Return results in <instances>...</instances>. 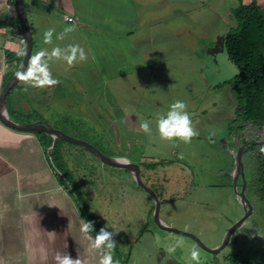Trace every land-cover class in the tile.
I'll return each mask as SVG.
<instances>
[{"label": "rangeland", "instance_id": "1", "mask_svg": "<svg viewBox=\"0 0 264 264\" xmlns=\"http://www.w3.org/2000/svg\"><path fill=\"white\" fill-rule=\"evenodd\" d=\"M176 9L172 7V13ZM189 13H174L169 21L153 25L151 34L155 33L156 40L151 44L150 54L154 55L149 56L145 66H139L144 67L142 74L108 82L99 75L98 68L89 63V58L72 67L65 61L53 60L50 68L60 83L30 92L27 85L19 82L11 95H18L17 100L31 106L24 104L25 110L12 120L23 124H48L96 147L105 156H124L138 164L142 181L158 196L160 219L177 230L197 236L203 244L213 248L221 245L226 232L242 216V207L230 184L236 160L230 152L236 149L235 144L228 135L226 144L216 142L218 135L211 138L208 128L214 124L210 122L198 131L199 135L190 144L161 140L156 127L157 116L167 113L174 93L170 77L160 70L162 66L189 61L196 67L204 66L208 58L204 55L207 33L197 32L194 25L198 20L194 22L193 14ZM203 13L209 14V10L204 8ZM59 23L62 28L61 21ZM146 34L141 31L135 37L142 38ZM70 43L71 39L66 37L59 41L61 47ZM74 44L81 45L80 42ZM85 62L88 63L84 65ZM130 67V72L136 70ZM221 69V75L213 74L214 81L229 80L237 73L235 65L229 62L222 63ZM207 73L211 77L213 69ZM224 86L229 87L228 84ZM191 97L195 98V94L190 92L188 109ZM204 97L206 109L210 104L220 109L229 106V99L221 94L209 91ZM219 97L221 102L215 101ZM199 107L200 112V103ZM133 119L138 125L133 131L125 132L124 137L122 124L131 123ZM144 120L152 122L151 134L139 130ZM118 135L121 138L117 140ZM241 136L245 143L258 145L251 152L249 150L244 159L248 186L255 193L252 197L256 212L244 229L233 234L228 246L217 257L203 251L189 237L162 230L153 219L154 205L150 195L126 170L104 165L85 148L60 140L52 167L66 187L72 186L70 193L82 218L95 222L93 237L105 226L110 232H116L114 259L119 264H186V250L166 252L163 246L179 238H183L186 248L199 250L200 264H212L216 258L224 264V256L230 252L264 250V186L258 184L264 154L260 144L264 143V134L249 125ZM181 153L183 159L179 158ZM156 235L162 238L160 245L155 240Z\"/></svg>", "mask_w": 264, "mask_h": 264}, {"label": "crops", "instance_id": "2", "mask_svg": "<svg viewBox=\"0 0 264 264\" xmlns=\"http://www.w3.org/2000/svg\"><path fill=\"white\" fill-rule=\"evenodd\" d=\"M241 1L246 5L255 2L264 13V0ZM239 3V0H23L33 40L31 55L35 53V46L36 52L60 46L55 34L53 44L43 43L46 29L54 27L56 33H60L75 25L76 30L65 37L72 43H81L89 63L98 68L99 75L108 82L144 73V67L139 66H145L149 56L154 55L150 54L151 44L156 40L155 33L151 34L153 25L169 21L174 13L190 15L191 12L194 22L198 20L194 25L197 32L207 33L205 65L196 67L189 61L165 65L160 70L170 77L174 92L172 103L183 100L189 105L190 92L195 94V98H190L188 111L196 130L206 127L207 122L213 123L208 128L211 138L218 135L216 142L225 144L227 135L234 137L229 130L235 119L237 101L230 87L224 85L236 76L238 69L235 66L237 73L229 80L214 81L215 72L221 75L222 63L231 61L225 51L216 55L209 51L217 38L237 27L233 9ZM172 7L178 9L172 13ZM204 8L209 14L203 13ZM68 16L75 18V23L65 21ZM177 19L182 25L181 19ZM141 31L147 34L142 38L135 37ZM21 49L25 52L14 1L0 0V93L23 60ZM130 66L136 70L130 72ZM210 69H213L211 77L207 73ZM13 89L6 99L10 119L22 114L24 104L31 106L17 100L18 95H11ZM28 89L36 92L38 88L28 86ZM209 91L229 99L228 108L220 109L218 105L210 104L206 109L204 94ZM20 98L24 100V96L20 95ZM215 101L221 102V97ZM199 103L202 106L200 112ZM122 125L121 135L125 137V132L133 131L138 123L133 119ZM119 138L120 135L117 140ZM51 149L52 146L45 149L35 133L7 128L0 121V264H55L56 251H66L73 258L79 255L88 264H98L100 251L92 249L91 241L80 231L84 219L70 193L72 186L63 185L64 181L52 167L47 152ZM236 152L234 148L230 152L234 158Z\"/></svg>", "mask_w": 264, "mask_h": 264}, {"label": "clouds", "instance_id": "3", "mask_svg": "<svg viewBox=\"0 0 264 264\" xmlns=\"http://www.w3.org/2000/svg\"><path fill=\"white\" fill-rule=\"evenodd\" d=\"M75 25L66 27L62 32L56 33L54 27L48 28L43 32V43L45 45L53 44V36L56 39L63 40L68 33L74 32ZM23 49L20 55H24ZM88 59L85 49L79 45L70 43L65 47L55 46L51 50L42 48L35 52L28 59L27 65L21 66V69L16 72V77L19 81L32 88H50L60 83L56 79L50 68V62L53 60H62L72 67L80 62ZM151 121L144 120L139 124V129L144 134H151ZM156 127L158 129L161 140L164 141H181L185 144H190L193 138L199 135L196 130L192 116L188 111V105L183 100H176L170 105L166 114L158 115L156 118ZM264 151V148L261 149ZM179 158L183 159V154H179ZM94 221H81L80 231L90 241L91 247L94 250L100 251L98 264H119V261L114 259V249L116 240L114 236L116 232H110L108 228L102 227L93 237ZM155 240L158 245L162 243V238L156 235ZM166 252H175L177 249L186 250V264H200L201 255L196 248H186L183 238L175 240L174 243L163 245ZM55 264H88V262L77 255L73 258L68 252L56 251L54 254Z\"/></svg>", "mask_w": 264, "mask_h": 264}, {"label": "trees", "instance_id": "4", "mask_svg": "<svg viewBox=\"0 0 264 264\" xmlns=\"http://www.w3.org/2000/svg\"><path fill=\"white\" fill-rule=\"evenodd\" d=\"M239 1L233 9L237 27L224 36V49L238 69L236 76L226 82L237 101L230 134L242 138L241 133L249 125L264 134V13L255 2L246 5ZM35 134L43 141L45 149L52 146L47 152L54 162L59 140L53 141L43 132ZM258 184L264 186V154Z\"/></svg>", "mask_w": 264, "mask_h": 264}, {"label": "water", "instance_id": "5", "mask_svg": "<svg viewBox=\"0 0 264 264\" xmlns=\"http://www.w3.org/2000/svg\"><path fill=\"white\" fill-rule=\"evenodd\" d=\"M15 9L17 11L19 25L23 34V40H24V49L25 54L23 57L22 62L19 64L17 71L21 69V66L27 65L28 59L31 56L32 48H33V40L31 35V30L27 21L26 12L23 4V0H14ZM224 36H221L217 38V41L214 44V47L210 49L209 53L211 55H216L218 53L224 52ZM16 71V72H17ZM19 83V80L16 77V73L10 78V80L6 83L4 88L2 89L0 93V121L4 126L7 128L19 131V132H25V133H36V132H43L50 136L53 141L54 140H60L64 142H68L70 144L78 145L83 148H85L87 151H89L93 156H95L102 164L107 165L112 168L117 169H124L126 170L134 179L135 183L143 188L151 197V200L154 205V211H153V219L155 223L164 231L175 233L178 235L186 236L192 239L203 251L211 254L212 256H216L219 252L224 250L228 244L230 243L231 237L233 234L241 229L245 222L249 220L252 217L253 212V206L250 204V202L247 200L244 194L245 186L247 184L245 174H244V162H243V156L245 153V150L243 148H238L236 155H235V164L233 171L231 173V184L233 187V190L235 192L236 197L240 201V204L242 205L243 209L246 210V214L238 220L235 224H233L229 230L226 232L224 239L220 246L209 248L205 244H203L197 236L188 233L183 232L180 230H177L167 224H165L159 217V211H160V201L158 199V196L149 188L147 187L144 182L141 179L140 174V166L136 163H133L129 161L125 157H108L102 154L96 147L74 139L64 133H62L59 130L53 129L48 124L44 123H18L10 119L7 109H6V99L8 94L11 92V90ZM241 178L243 182V188L239 192L238 191V179Z\"/></svg>", "mask_w": 264, "mask_h": 264}, {"label": "flooded vegetation", "instance_id": "6", "mask_svg": "<svg viewBox=\"0 0 264 264\" xmlns=\"http://www.w3.org/2000/svg\"><path fill=\"white\" fill-rule=\"evenodd\" d=\"M234 137L231 138V142L233 144H235V151L238 150V148H243V150H245L244 156H243V162L244 159L246 157V154L249 152H251V150H253V148L258 147L257 144L255 143H245L238 135H233ZM260 147H264V143L260 144ZM244 174H245V178L247 181V184L245 186V190H244V194L245 197L247 198V200L250 202V204L253 206V212H252V217L254 216L255 212H256V206L254 205V199H253V195L254 193V189L251 186H248L249 184V175H247V167L245 165L244 162ZM230 184H231V180H230ZM232 186V184H231ZM243 188V182L242 179L239 178L238 179V191L240 192ZM263 192V196H264V188L262 189ZM253 194V195H252ZM237 198V197H236ZM237 202L240 204V201L237 198ZM241 205V204H240ZM242 207V205H241ZM246 210L243 209L242 207V216L239 218V220L246 214ZM251 217V218H252ZM250 218V219H251ZM238 221V220H237ZM249 220H247L244 224V226L241 229H244L247 225V222ZM239 229V230H241ZM239 230H237V232H239ZM217 257V256H215ZM224 258L226 259L225 261H223L224 264H264V250L263 251H233L230 252L228 254H226L224 256ZM212 264H221V260L216 258L215 261H213Z\"/></svg>", "mask_w": 264, "mask_h": 264}, {"label": "built area", "instance_id": "7", "mask_svg": "<svg viewBox=\"0 0 264 264\" xmlns=\"http://www.w3.org/2000/svg\"><path fill=\"white\" fill-rule=\"evenodd\" d=\"M65 21L75 23V18L68 16V17H65Z\"/></svg>", "mask_w": 264, "mask_h": 264}, {"label": "bare ground", "instance_id": "8", "mask_svg": "<svg viewBox=\"0 0 264 264\" xmlns=\"http://www.w3.org/2000/svg\"><path fill=\"white\" fill-rule=\"evenodd\" d=\"M135 127V126H134ZM143 134V133H142ZM131 137V136H130ZM130 137H127V138H130ZM132 140V139H131ZM136 140V139H135ZM138 141V140H137ZM129 142H130V140H129ZM128 142H126V144H127ZM128 145V144H127ZM124 152V151H123ZM126 153H128V152H125V154ZM257 220V219H256ZM262 229H264L263 227H262ZM258 231V230H257Z\"/></svg>", "mask_w": 264, "mask_h": 264}]
</instances>
